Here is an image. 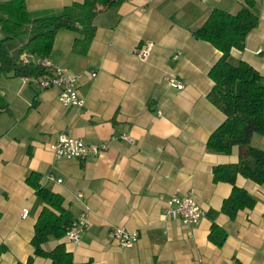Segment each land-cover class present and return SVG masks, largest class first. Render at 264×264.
<instances>
[{"label": "crops", "instance_id": "1", "mask_svg": "<svg viewBox=\"0 0 264 264\" xmlns=\"http://www.w3.org/2000/svg\"><path fill=\"white\" fill-rule=\"evenodd\" d=\"M121 1L96 17L86 54L74 50L78 32L57 33L48 60L81 76L82 108L64 107L60 90L43 89L40 80L1 81L10 111L0 114V264H25L34 256L44 206L27 183L33 173L42 187L63 196L74 221L86 214L80 241L52 238L44 245L52 251L64 244L74 264H264V185L238 176L236 186L256 206L234 219L222 211L234 187L214 183L213 169L238 164L240 148L230 155L207 148L226 119L208 99L209 72L222 53L193 35L213 11L236 15L246 0ZM253 1L259 27L244 50L232 51L231 62H246L264 77V0ZM84 2L27 0V8L59 12ZM147 42L154 50L144 63L136 52ZM63 133L107 149L84 161L59 160L51 146ZM258 137L252 145L259 149L261 141L264 150ZM189 195L207 213L195 226L165 215L172 198ZM214 224L227 233L222 247L210 240ZM115 226L138 233V242L122 247L112 235ZM34 264L53 263L36 257Z\"/></svg>", "mask_w": 264, "mask_h": 264}, {"label": "trees", "instance_id": "2", "mask_svg": "<svg viewBox=\"0 0 264 264\" xmlns=\"http://www.w3.org/2000/svg\"><path fill=\"white\" fill-rule=\"evenodd\" d=\"M121 3V0H85L59 12L35 14L28 10L27 0L0 2V84L6 78L41 80L51 76L52 72L37 61L49 58L57 33L62 29L81 35L74 50L86 54L96 36V17ZM255 7L253 0H246V5L236 15L215 10L193 33L197 40L210 43L222 53L209 72L214 86L208 99L226 119L210 137L207 148L221 155H230L235 147L240 148L238 164L213 169L214 183H229L234 187L222 209L231 219L256 206V200L236 186L237 177L243 176L264 185V150L252 145L254 135L264 137V77L246 62L238 65L231 62L232 51L244 50L248 36L259 27ZM9 111V103L0 89V114ZM40 182L41 176L35 173L27 179L44 207L32 240L34 256L25 264H34L36 257L48 259L53 264H74L73 254L64 244L57 245L52 251L44 248L52 238L62 240L74 218L65 208L63 196L42 187ZM210 240L222 247L227 233L214 224Z\"/></svg>", "mask_w": 264, "mask_h": 264}, {"label": "built area", "instance_id": "3", "mask_svg": "<svg viewBox=\"0 0 264 264\" xmlns=\"http://www.w3.org/2000/svg\"><path fill=\"white\" fill-rule=\"evenodd\" d=\"M200 1L205 3L208 0ZM153 50L154 44L147 42L137 50L136 55L142 62L146 63L150 60ZM37 63L52 72L51 76L40 80V85L43 89H59L61 92L60 102L64 107L82 108L85 105V101L79 96L78 92L81 76L70 75L66 69L54 65L48 59L38 60ZM170 82L178 89L183 88V84L175 79H171ZM123 139L129 140V138ZM106 149V146L88 145L84 141L73 138L65 133L60 134L57 141L51 146V150L59 160L84 161L92 156H100ZM48 178L51 181H56V178L53 176H49ZM57 182L61 183L62 180H57ZM165 215L173 220H181L186 225L195 226L207 216V213L197 204L193 196L189 195L187 197L172 198L168 203ZM87 228L86 214H83L80 219L73 222L71 228L66 232L65 238L70 242H78ZM112 235L124 248H132L139 240L138 233L129 232L122 226L113 227Z\"/></svg>", "mask_w": 264, "mask_h": 264}, {"label": "rangeland", "instance_id": "4", "mask_svg": "<svg viewBox=\"0 0 264 264\" xmlns=\"http://www.w3.org/2000/svg\"><path fill=\"white\" fill-rule=\"evenodd\" d=\"M6 1H10V0H0V2H6ZM257 136H259L258 138H260V140L261 138H263V136L261 137V135L257 134ZM256 147H259V149H261V141H259L258 144H256Z\"/></svg>", "mask_w": 264, "mask_h": 264}]
</instances>
